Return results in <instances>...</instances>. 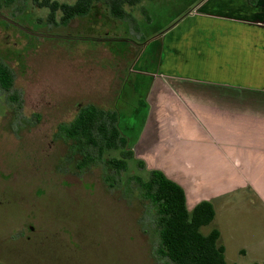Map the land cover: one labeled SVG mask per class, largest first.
<instances>
[{
	"label": "rangeland",
	"instance_id": "obj_1",
	"mask_svg": "<svg viewBox=\"0 0 264 264\" xmlns=\"http://www.w3.org/2000/svg\"><path fill=\"white\" fill-rule=\"evenodd\" d=\"M199 1L140 0L126 7L128 19L109 18L98 4L66 25L59 12L48 23L49 9L30 0L0 6V62L13 78L9 90L0 87V264H164L154 208L131 179L147 177L150 166L127 159L125 171L112 172L104 160L116 151L81 164L88 149L64 128L94 105L117 114L132 149L140 46L188 18ZM257 191L229 196L225 212L201 227L219 230L227 264H264Z\"/></svg>",
	"mask_w": 264,
	"mask_h": 264
},
{
	"label": "crops",
	"instance_id": "obj_2",
	"mask_svg": "<svg viewBox=\"0 0 264 264\" xmlns=\"http://www.w3.org/2000/svg\"><path fill=\"white\" fill-rule=\"evenodd\" d=\"M189 14L140 46L130 142L189 209L210 200L216 215L244 189L264 194V0H200Z\"/></svg>",
	"mask_w": 264,
	"mask_h": 264
},
{
	"label": "trees",
	"instance_id": "obj_3",
	"mask_svg": "<svg viewBox=\"0 0 264 264\" xmlns=\"http://www.w3.org/2000/svg\"><path fill=\"white\" fill-rule=\"evenodd\" d=\"M18 0H0V6H10ZM39 8L49 9L48 23L66 25L74 18L88 16L98 4L103 6L109 18L128 19L131 17L126 7L137 5L140 0H74L72 3L58 0H30ZM254 3L255 0H249ZM2 21V20H1ZM4 22V21H3ZM13 78L10 69L0 62V87L9 90ZM68 138L82 145L84 155L81 164H89L103 158L106 151L118 152V157L104 160L112 172L127 169V159H134L136 165L145 168L143 160L135 158L132 149L127 147V138L118 126V116L113 111H105L94 105L81 107L73 120L64 128ZM147 177L137 174L132 181L138 186L142 198L148 200L155 213L158 228L156 253L165 259L164 264H227L225 248L218 243L220 232L213 228L208 233L201 227L209 224L215 216L214 205L210 200H200L191 209L187 207L184 189L176 181L167 177L161 170L148 169ZM110 183V182H109Z\"/></svg>",
	"mask_w": 264,
	"mask_h": 264
}]
</instances>
